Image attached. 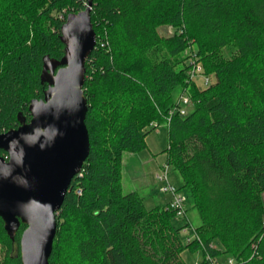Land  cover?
Instances as JSON below:
<instances>
[{"label":"trees","instance_id":"trees-1","mask_svg":"<svg viewBox=\"0 0 264 264\" xmlns=\"http://www.w3.org/2000/svg\"><path fill=\"white\" fill-rule=\"evenodd\" d=\"M86 5L0 0V133L30 120V101L65 55L60 27ZM90 22L89 153L55 215L48 264H185V250L200 251L193 264L223 255L264 264V0H91ZM191 52L208 86L187 81ZM177 88H188L191 107L169 117ZM163 123L196 227L185 210L176 225L166 205L146 209L136 191L122 192L123 153L143 149ZM24 228L9 239L0 219V264H21Z\"/></svg>","mask_w":264,"mask_h":264},{"label":"water","instance_id":"water-1","mask_svg":"<svg viewBox=\"0 0 264 264\" xmlns=\"http://www.w3.org/2000/svg\"><path fill=\"white\" fill-rule=\"evenodd\" d=\"M60 27L65 55L47 76L48 87L29 103L30 120L0 133V219L13 239L20 224L21 264H48L55 215L69 183L89 153L82 86L84 63L95 45L91 0Z\"/></svg>","mask_w":264,"mask_h":264},{"label":"rangeland","instance_id":"rangeland-1","mask_svg":"<svg viewBox=\"0 0 264 264\" xmlns=\"http://www.w3.org/2000/svg\"><path fill=\"white\" fill-rule=\"evenodd\" d=\"M160 33L170 34V27L160 28ZM200 79L197 84H200ZM181 94L180 88L173 92L174 100H177ZM167 147V126L165 123L156 126L146 137L145 147L135 153H123L121 161V187L122 192L127 193L136 191L141 197L146 209L155 206L164 205L171 195L159 191L161 181L157 176L162 174L163 168H166L167 182L180 188L179 192L185 197L184 208L185 216L190 225L196 227L200 224V218L197 210L193 207L192 198L187 188H182V178L177 169L171 164H167L166 153ZM182 218H176L174 223L179 225ZM227 258L223 255L216 260L223 262ZM181 259L185 264H193L201 260L200 251L190 252L185 250L181 253Z\"/></svg>","mask_w":264,"mask_h":264},{"label":"built area","instance_id":"built-area-1","mask_svg":"<svg viewBox=\"0 0 264 264\" xmlns=\"http://www.w3.org/2000/svg\"><path fill=\"white\" fill-rule=\"evenodd\" d=\"M196 58V54L194 52H191L190 57L188 59V64L190 66L187 70V81H197L198 79H200L202 86H208L209 78L202 73L201 64L196 60ZM175 103V106L168 110L167 115L170 117L174 113H178L180 116H185L191 107V100L188 95V88H184L181 91V94L179 95ZM151 125L153 126L156 124L152 123ZM165 169L166 168H163L162 174L157 176L158 180L161 181L159 191L171 195V199L166 204V208L174 210L176 218H182L184 216L185 210V197L180 194L177 187L167 182V172ZM262 230L264 235V215L262 219ZM190 239H192V236H189L186 241H189ZM209 264H238V262L235 261L233 258L227 257L223 262H218L216 259H210Z\"/></svg>","mask_w":264,"mask_h":264},{"label":"crops","instance_id":"crops-1","mask_svg":"<svg viewBox=\"0 0 264 264\" xmlns=\"http://www.w3.org/2000/svg\"><path fill=\"white\" fill-rule=\"evenodd\" d=\"M170 199H171V197H170ZM170 199L169 200H167V202L164 204V205H166L169 201H170ZM164 205H162V206H164Z\"/></svg>","mask_w":264,"mask_h":264}]
</instances>
